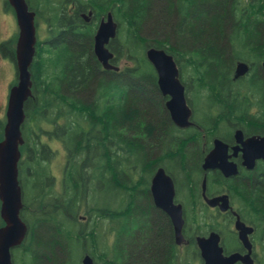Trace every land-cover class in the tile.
I'll return each instance as SVG.
<instances>
[{
  "label": "trees",
  "instance_id": "obj_1",
  "mask_svg": "<svg viewBox=\"0 0 264 264\" xmlns=\"http://www.w3.org/2000/svg\"><path fill=\"white\" fill-rule=\"evenodd\" d=\"M119 3L118 54L119 64L125 61V66L117 76L101 72L89 33L85 48H79L71 37V46L67 49L73 56L70 60L78 62L81 58L74 57L75 54L84 52L87 67L79 62L77 70L67 73L70 87L62 90L35 87V112L39 119L45 117L51 126L55 125L54 131L48 134L66 148L73 174L71 179L67 176L59 195L52 190H40L35 197L33 215L27 214L32 203L24 196L22 218L29 232L22 246L13 251L14 264H81L85 255H90L95 264H164L167 259L168 264H203L193 247L182 255L179 252L171 255L169 222L155 210L152 212V208L148 213L149 208L142 204L137 207L142 213L133 219L146 231L136 240L129 238L133 219L128 218L127 207L132 206L133 195L142 197L147 178L153 176L157 166L163 161L170 162V150H163L162 146L164 143L168 146L172 136L180 132L164 110L157 75L145 53L154 47L174 57L189 105L195 109L196 122L200 123L202 113L208 134L218 125L220 116L228 113L229 106L238 102L244 89L247 91L245 113H251L253 103L249 97H256L258 93L257 77L237 81L234 77L237 62L251 63L256 71L259 63L264 62V0H119ZM147 31L157 38L145 37L143 33ZM67 54H63L64 59ZM183 62L190 68L192 85H196L195 99L189 94L191 85L183 74ZM33 107L31 98L25 105L28 120ZM199 108L203 111L199 112ZM240 113L238 110L232 114ZM4 126L5 122L0 121V142L4 139ZM23 137L26 144L21 152L27 148L32 149L31 153L35 151L26 163L35 160V171H38L40 163L48 160L45 156L50 154L51 146L37 144L26 134ZM179 148L173 161L178 163L180 175L194 178L199 184L202 158L193 157L190 163L185 157L188 148L185 145ZM159 152H162L161 158L157 157ZM21 163L20 182L25 188L21 172L31 166L21 168ZM115 164L119 171L118 198L122 201L119 211L114 209L112 200L104 199L106 191L111 194L112 188L115 189L112 181ZM40 181L41 184L44 179ZM241 182L237 186L230 183L226 188L234 197L242 219L257 227L261 241L258 262L264 264V184ZM200 210L203 215L199 217L193 216L191 209L186 213V228L193 227L196 235H206L212 230L224 232L232 221L212 217L202 207ZM116 212L120 219L118 259L117 248L114 250L106 243L101 246L100 231L107 222L111 231ZM82 213L88 217L86 223L78 219ZM145 214L152 217L146 227ZM3 225L1 221L0 226ZM231 237L230 234L224 241L227 253L240 248L238 241H231ZM171 258L178 261L170 263Z\"/></svg>",
  "mask_w": 264,
  "mask_h": 264
},
{
  "label": "flooded vegetation",
  "instance_id": "obj_2",
  "mask_svg": "<svg viewBox=\"0 0 264 264\" xmlns=\"http://www.w3.org/2000/svg\"><path fill=\"white\" fill-rule=\"evenodd\" d=\"M29 10L34 14V25L36 28V44L34 46V58L32 65L30 67L31 79H32V102L33 108L35 110V87H40L42 89L53 88V89H64L65 87L71 85V83L67 82L66 75L73 70L78 69V65L83 67H87V56L83 52V54L77 55L75 54L74 57H79L81 60L78 62L71 61L70 59L73 56H70V52L67 49L71 46V37L75 39L77 42V46L79 48L86 47L87 38H89V33L92 35L91 42L93 45V52H94V44H95V36L99 30L100 25L103 22H107L109 15H111L113 21L117 24L118 30L117 34L114 39L110 40L108 45L109 50L114 54V59L111 61L112 65L119 66V33H120V3L119 0H26ZM10 14V15H9ZM0 15L2 20H6L7 18L12 19V34L10 36L11 41H13L14 37L18 35V39L20 36V28L18 26L16 13L12 6L10 5L8 0H0ZM36 15V16H35ZM41 16V21L39 18ZM42 26L46 28L45 37L42 38L40 34V29ZM16 30V31H15ZM17 39V41H18ZM8 40H1L0 41V61L5 63V61H11L15 66V77L18 83V67H17V60H16V48L17 42L14 49V45L11 46H4L5 43H8ZM91 45V46H92ZM66 55V59H64L63 54ZM95 55V54H94ZM70 56V57H69ZM66 60V61H65ZM239 62H237L238 64ZM263 63H259L258 70L253 64L247 63L249 65V72L248 74L242 78H254L257 77V84H258V93L256 97L251 96L249 100L253 103V106L250 108L251 113H245V106L244 100L247 99V91L246 89L241 91V96L238 99V102L235 104H231L229 106L228 113L224 116H220L221 120L218 125L214 126V129L210 131V133H205V127L203 125L205 118L202 113H200V123L196 122L195 119V109L193 106L189 105L193 111L192 121L194 123L193 127L187 129H180L178 128L173 121L171 120V116L166 108V103L169 100L168 97L161 98L164 106V110L167 113L169 120L171 123L180 131L176 132L174 137L171 138V143L167 146L165 143L162 146L163 150H167L170 152L171 160L168 164L171 166H167L168 164L165 161L162 164L158 165L153 176L147 178L146 188L144 190V194L142 197L133 195L130 207H127V216L132 219L138 213H142L137 209L138 206L141 204L145 207H148V213L151 212H158L159 214L163 215L167 219L171 227V255H174V252H179L180 255L186 252L189 248L193 247L196 251V255L200 256L201 253L197 245L198 238H207L212 232H217L221 237V246L225 247V238H230V234L232 235V239H236L240 245V248L232 249L230 253H227L224 249V255L229 256L233 253H241L246 254L247 251L244 249L242 243L239 240L238 233L235 230V223H236V216L234 213H237L241 220L248 226L254 229L253 234L250 236V241L253 245L252 251V259L254 264H259L258 259L260 255V236H257L258 229L254 225L246 223L239 211L237 206L235 205L234 197L230 194V191L227 190L228 184L236 185L243 184L241 181L245 183H254L258 181V183L264 184V159L263 158H256L253 169H248L245 166V156H244V146L242 142L245 143L247 140L251 138H264V67ZM236 64V66H237ZM73 66V67H72ZM102 71L101 72H110L114 73L115 76L119 72H114L111 70H105L101 64ZM70 84V85H69ZM14 87V86H13ZM11 85L9 86L10 90L7 91V95L5 98L4 104V113H7L8 102L10 91L13 88ZM159 90V89H158ZM192 96L193 92H189ZM188 97V96H187ZM215 109V108H213ZM240 110L242 113L240 115L232 114ZM203 109L201 108V112ZM200 112V109H199ZM217 113H214L216 115ZM218 116V115H217ZM53 129L55 125H52ZM33 142L37 144H42L38 137L35 136V123L33 124ZM238 132H241L239 135ZM37 133V131H36ZM52 137V136H51ZM49 137V139H52ZM55 140V139H54ZM168 140V135L166 137ZM165 140V142H166ZM58 142H60L57 139ZM216 141H221L226 147L227 151L225 154V160L229 164L234 165V168L237 170V174L233 176H226L221 170L214 169L205 171L203 169L204 163L208 155L214 150ZM26 143V142H25ZM24 143V145H25ZM61 143V142H60ZM48 145V144H47ZM185 145L188 149L186 150L185 157L187 161L194 160V158L200 159L202 158V178L199 184L195 183L194 178L189 177H182L179 173L178 163L173 161V157H177V153L180 152L179 146ZM63 146V145H62ZM64 147V146H63ZM65 155H66V163L64 165V169L62 171V190L63 185L68 179L72 178L73 172L70 171L71 163L68 160V153L66 148L64 147ZM32 149L27 148L25 152L22 154V163L21 168L24 165L31 166L22 170V184L25 183L26 187H22L23 194L26 189L31 191V197L29 201H31L32 205L31 208L35 211V197H37L40 193L41 189L52 190L54 192V188H46L43 186L46 180H51L54 183L55 177L51 174V160L53 155L55 154L53 151L50 150V154L48 155V160H43L40 165L36 168L38 171H35V160L30 163H26L30 159V153ZM34 151V150H33ZM185 152V151H184ZM33 156L35 155V151L31 153ZM202 154V155H201ZM31 155V156H32ZM26 157V160H24ZM157 157H162V152H159ZM194 157V158H193ZM186 161V162H187ZM198 161V160H197ZM219 158H217V165L221 164ZM163 169L165 173L172 179L174 190H175V197H174V204L181 205L183 208V216L185 219V225L183 228V236L184 242L179 245L177 243L176 238V231L172 224V221L168 214L163 211L162 209L158 208L155 204L153 195H152V181L155 174L158 170ZM189 170V168H187ZM112 181L114 184V188H112L111 194L109 191H106L104 199L106 202L113 201L114 209L119 211V207L122 203L119 196L118 191V181H119V172L117 169V165L112 169ZM186 171V170H185ZM175 173V174H174ZM20 174V171H19ZM69 174V175H68ZM83 174L87 176V171L84 170ZM109 176V173H107ZM43 183L40 184V180H43ZM57 179V177H56ZM99 182V181H97ZM204 182H206V190L205 196L210 199H215L221 196H228L231 210L226 213H222L219 208H211L206 202L204 198V191L203 186ZM114 189V192H113ZM101 200L104 196L103 189L101 190ZM111 197V198H110ZM146 197L148 198L146 200ZM89 197H86L88 200ZM199 201L202 202L199 204ZM188 208L186 207V204ZM206 209L209 211L212 217H219L221 220H228L231 219L232 221L229 222V225L225 228L224 232L212 230L209 231L206 235H196L195 231L192 228H186V216L187 210L191 209L193 216L199 217L203 215L200 208ZM196 208V210H195ZM112 219V228L109 231V226L106 227V231H102L103 241L101 242V246L106 243L115 250L117 248L118 254L117 259L120 257L121 253L118 247L120 246L119 242V224L120 219L118 212ZM28 214V213H27ZM144 214V213H143ZM151 215L148 216L145 214L144 216V227L151 224ZM80 222L86 223L88 217L85 216H78ZM147 222V223H146ZM151 227V226H149ZM104 229V228H103ZM144 230L141 229V225L137 219L132 220V227L130 232V237L133 240H136L141 233H145ZM229 234V235H228ZM145 235V234H144ZM260 241V242H259ZM135 242V241H134ZM195 243V244H193ZM260 252V253H259ZM178 261V258H171V261ZM164 264H168V259L165 261ZM241 264V263H237Z\"/></svg>",
  "mask_w": 264,
  "mask_h": 264
},
{
  "label": "water",
  "instance_id": "obj_3",
  "mask_svg": "<svg viewBox=\"0 0 264 264\" xmlns=\"http://www.w3.org/2000/svg\"><path fill=\"white\" fill-rule=\"evenodd\" d=\"M16 13L20 36L17 41L16 60L18 67V83L10 91L7 121L4 127V139L0 142V217L4 226L0 228V264H14L13 250L24 243L29 229L21 217L23 210V195L19 181V163L21 160V146L24 145L22 127L26 120L25 105L32 97V79L30 67L34 58V46L36 44V28L34 14L29 10L26 0H8ZM36 16V15H35ZM118 26L109 15L108 21L103 22L95 36L94 54L98 62L105 70L119 72L120 68L112 65L114 54L108 45L117 34ZM146 58L157 74V85L161 94L168 97L166 108L173 123L180 129L193 127V111L186 98V88L181 82L180 70L174 57L163 49L150 47L146 51ZM264 67V63H263ZM249 72V65L239 62L236 66L235 80L244 78ZM241 132H238L239 135ZM243 152L245 166L253 169L255 159H264V138H251L245 143ZM227 147L216 141L214 150L205 160V171L219 169L226 176L237 174L234 165L225 160ZM217 158L221 161L217 165ZM206 182L203 191L205 202L211 208H219L222 213L231 210L229 197L221 196L208 199L205 196ZM152 195L158 208L165 211L170 217L176 231L177 243L184 242L183 228L185 219L181 205L174 204L175 190L172 179L163 169L158 170L152 181ZM235 230L242 243L246 254L233 253L224 255V249L220 245L221 237L217 232H212L207 238H198L197 245L204 264H254L252 259L253 245L250 236L254 229L248 227L237 213ZM82 264H95L94 260L86 255Z\"/></svg>",
  "mask_w": 264,
  "mask_h": 264
},
{
  "label": "rangeland",
  "instance_id": "obj_4",
  "mask_svg": "<svg viewBox=\"0 0 264 264\" xmlns=\"http://www.w3.org/2000/svg\"><path fill=\"white\" fill-rule=\"evenodd\" d=\"M10 15V14H9ZM40 16V15H39ZM39 21H41V16L39 18ZM12 19L7 18L6 20H2L1 15H0V41L1 40H8L9 42L12 40L10 39V36L12 34L13 26H12ZM121 28V27H120ZM46 28L42 26V29H40V34L42 38H44ZM16 31V30H15ZM150 32V34H149ZM143 35L148 37L149 39L152 38H157L155 37L151 31H147V33H143ZM14 41L18 39V35H16L14 38ZM16 42L13 44L14 49L16 46ZM184 64V71L183 74L185 75V78L189 79L191 88L190 91L191 93L193 92L192 97L195 99V92H196V85L193 86L191 79H190V68L186 64V62H183ZM119 66L123 68L125 66V61L120 62ZM15 66L11 61H5L3 63L0 61V121L5 122L6 124V112L4 113V104H5V98L7 95V91L10 90L9 86L11 87L15 86L17 84V79L15 77ZM196 107L198 110V102L196 101ZM200 109V108H199ZM201 112V110H200ZM26 113V112H25ZM47 117V116H46ZM48 117H51L50 115ZM26 121L24 123L23 127V135L26 134V136H31L33 141V124L35 123V136L39 138V140L44 143L42 145H49L51 146V151H53L55 154L53 155V158L51 160V174L55 177L54 183L51 180H46L45 183L43 184L44 187L46 188H54L56 195H59L60 192L62 191V171L64 169V165L66 163V155H65V150L64 147L60 142L57 141L56 137H53V139H49L51 137L48 133L53 132V126H51V123H48L46 118L43 117L41 120L39 119L38 115L36 114L34 108H32V114L30 117V120H28V116H26ZM26 131V133L24 132ZM37 131V133H36ZM52 138V137H51ZM48 157V154L45 156ZM26 160V157L25 159ZM57 177V179H56ZM24 196H26V199L28 200L31 197V191L29 189H26L24 192ZM27 213L29 215L35 214V211L33 208H30L27 210ZM81 216L85 217L86 214L82 213ZM1 223V221H0ZM109 226V222L107 224L103 225V228H100V231H106V227ZM2 227V226H0ZM199 264V263H196Z\"/></svg>",
  "mask_w": 264,
  "mask_h": 264
},
{
  "label": "bare ground",
  "instance_id": "obj_5",
  "mask_svg": "<svg viewBox=\"0 0 264 264\" xmlns=\"http://www.w3.org/2000/svg\"><path fill=\"white\" fill-rule=\"evenodd\" d=\"M105 143H106V142H105ZM101 149H102V148H101ZM107 150H108V149H107ZM111 150H113V149H111ZM93 151H94V150H93ZM106 152H107V151H106ZM108 152H109V151H108ZM106 154H107V153H106ZM113 160H114V159H113ZM101 161H102V160H101ZM101 161H100V162H101ZM110 165H111V164H110ZM118 167H119V166H118ZM112 168H113V167H112ZM112 168H111V169H112ZM112 172H113V171H112ZM118 172H119V171H118ZM107 173H108V172H107ZM113 173H114V172H113Z\"/></svg>",
  "mask_w": 264,
  "mask_h": 264
}]
</instances>
